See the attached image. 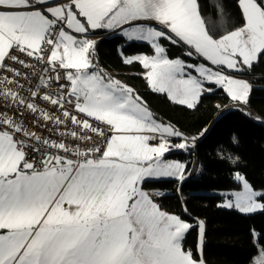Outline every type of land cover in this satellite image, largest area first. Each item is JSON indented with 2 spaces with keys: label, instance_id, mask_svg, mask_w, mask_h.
Here are the masks:
<instances>
[{
  "label": "snow or ice",
  "instance_id": "1",
  "mask_svg": "<svg viewBox=\"0 0 264 264\" xmlns=\"http://www.w3.org/2000/svg\"><path fill=\"white\" fill-rule=\"evenodd\" d=\"M236 4L228 27L222 4L217 24L200 0H0V264H206L204 221L196 258L184 247L193 225L142 186L183 182L187 164L165 156L198 137L158 121L134 88L101 67L92 36L119 30L147 42L152 55L121 50L123 62H139L150 88L175 103L195 108L211 83L247 105L253 85L230 73L264 61V0ZM162 41L207 63L169 58ZM25 113L50 135L33 131ZM235 179L241 190L219 206L264 210V191L240 172ZM253 235L250 264H264V235Z\"/></svg>",
  "mask_w": 264,
  "mask_h": 264
},
{
  "label": "trees",
  "instance_id": "2",
  "mask_svg": "<svg viewBox=\"0 0 264 264\" xmlns=\"http://www.w3.org/2000/svg\"><path fill=\"white\" fill-rule=\"evenodd\" d=\"M222 4L227 26L239 16L236 0H200L202 15L221 23L215 5ZM222 30V29H221ZM97 57L101 67L116 79L134 88L147 104L154 117L171 124L187 137L197 136L195 147L173 150L167 157L187 164L189 177L149 180L144 189L161 190L156 202L167 212L177 214L193 225L186 233L184 247L197 251L198 222L205 223L204 259L208 264H250L257 252L254 241L264 235V211L241 213L236 209L220 207L224 195L211 191H230L241 187L235 179L240 172L255 189H264V61L251 71L240 73L253 85L247 105L230 100L222 88L208 84L212 91L204 93L195 108L173 102L166 93L153 91L144 79L139 62L127 65L120 55L147 54L153 51L147 42L127 41L117 31L97 30ZM169 58H181L197 64L202 58L184 55L186 47L162 41ZM219 105V107H217ZM207 129V131H204ZM201 132L204 134L199 135ZM185 208L187 211H185Z\"/></svg>",
  "mask_w": 264,
  "mask_h": 264
},
{
  "label": "rangeland",
  "instance_id": "3",
  "mask_svg": "<svg viewBox=\"0 0 264 264\" xmlns=\"http://www.w3.org/2000/svg\"><path fill=\"white\" fill-rule=\"evenodd\" d=\"M93 38V37H92ZM130 56H132V55H130ZM202 62H204V61H200V62H198L197 64H199V63H202ZM188 63V62H187ZM205 63V62H204ZM191 64H194V63H191ZM189 71H191V70H189ZM196 73L195 72H193V75H195ZM230 74H232V73H230ZM208 84H211V83H206L205 84V87L206 88H211ZM217 87H219V86H217ZM220 88V87H219ZM204 93H209V92H204ZM203 93V94H204ZM202 94V95H203ZM149 108V107H148ZM150 110V109H149ZM151 111V110H150ZM152 112V111H151ZM257 120L258 121H260V122H262L263 124H264V120H262L261 118H257ZM161 122V121H160ZM165 124H167V123H165ZM174 142H176V143H179V142H181L180 140H177V141H174ZM176 150H179V149H176ZM168 154V153H167ZM167 154H166V156H165V158L166 159H169L168 157H167ZM189 177V175H187L186 174V179ZM161 179H172V178H170V177H165V178H153V179H149V180H161ZM176 179V178H175ZM185 179V180H186ZM149 180H147V181H149ZM184 180V181H185ZM237 181V180H236ZM143 186V185H142ZM255 189V188H254ZM145 191H148L151 195H156V193H161V194H163V193H166V192H164V191H161V190H152V189H144ZM241 190V187L240 188H238V189H235V190H230V191H221V192H218V191H211L210 193H220V194H222V195H224L225 197H224V200H225V198L227 197V198H231L230 196H227V194L228 193H231V192H234V191H240ZM255 190H260V191H264V189H255ZM222 203V202H221ZM220 203V204H221ZM223 208H226V207H223ZM229 209V208H228ZM232 209H235V208H232ZM259 211H264V210H257L256 212H259Z\"/></svg>",
  "mask_w": 264,
  "mask_h": 264
},
{
  "label": "built area",
  "instance_id": "4",
  "mask_svg": "<svg viewBox=\"0 0 264 264\" xmlns=\"http://www.w3.org/2000/svg\"><path fill=\"white\" fill-rule=\"evenodd\" d=\"M38 67H39V66H38ZM61 82H63V81H61ZM56 87H57L56 84L53 83V84H52V89L55 90ZM2 103H3V101H0V104H2ZM42 106H43V103H42ZM31 118H32V117H31V114H28V113H25L24 116H23V119L25 120V122L28 124L29 127L32 128L33 131H37L39 134H41V135H43V136H46V137L50 135L46 130H44V129H40V128H37V127L32 126V125L29 123V122L31 121ZM49 127H51V125H49ZM52 138L55 139L56 137L53 135ZM177 140H180V141H181V138H179V137L172 138V142H173V143H176V142H174V141H177ZM198 140H199V139L196 140L195 144L198 142Z\"/></svg>",
  "mask_w": 264,
  "mask_h": 264
},
{
  "label": "crops",
  "instance_id": "5",
  "mask_svg": "<svg viewBox=\"0 0 264 264\" xmlns=\"http://www.w3.org/2000/svg\"><path fill=\"white\" fill-rule=\"evenodd\" d=\"M153 25L155 26V24H154V22H153ZM107 32H112L111 30H106ZM115 31H117L118 33H120V31L119 30H115ZM121 34V33H120ZM137 55H139V54H137ZM202 61H203V59H202ZM205 63H207L206 61H204ZM227 71V70H226ZM232 74H234V75H238L239 76V78H243V79H247L246 77H244L243 75H241V74H235V73H232ZM168 160H174V159H168ZM170 178H173V177H170ZM153 196V195H152ZM157 195H154L153 196V199L155 200V197H156ZM155 202H156V200H155ZM157 203V202H156ZM170 213V212H169ZM186 221V220H185ZM203 221V220H202ZM186 222H188V221H186ZM189 223V222H188ZM204 242H205V238H204ZM203 251H204V244H203ZM203 258H204V253H203ZM206 264H208L207 262H206Z\"/></svg>",
  "mask_w": 264,
  "mask_h": 264
}]
</instances>
